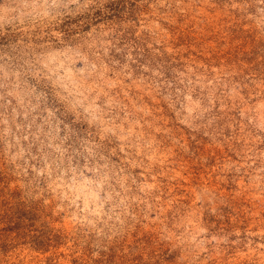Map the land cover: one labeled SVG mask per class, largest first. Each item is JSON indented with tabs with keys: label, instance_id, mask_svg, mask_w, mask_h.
I'll return each mask as SVG.
<instances>
[{
	"label": "rangeland",
	"instance_id": "1",
	"mask_svg": "<svg viewBox=\"0 0 264 264\" xmlns=\"http://www.w3.org/2000/svg\"><path fill=\"white\" fill-rule=\"evenodd\" d=\"M0 264H264V0H0Z\"/></svg>",
	"mask_w": 264,
	"mask_h": 264
}]
</instances>
